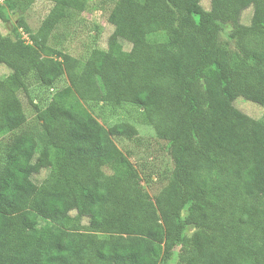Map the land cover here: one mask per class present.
<instances>
[{
	"label": "trees",
	"instance_id": "trees-1",
	"mask_svg": "<svg viewBox=\"0 0 264 264\" xmlns=\"http://www.w3.org/2000/svg\"><path fill=\"white\" fill-rule=\"evenodd\" d=\"M1 1L0 264H167L176 249L177 264H264V0H116L90 49L61 59L47 55L55 27L91 0H48L30 42L7 9L36 0ZM34 70L46 86L69 80L45 107ZM116 103L170 145L156 195L118 145L140 144L138 128L99 121ZM31 113L46 137L11 135Z\"/></svg>",
	"mask_w": 264,
	"mask_h": 264
},
{
	"label": "rangeland",
	"instance_id": "rangeland-1",
	"mask_svg": "<svg viewBox=\"0 0 264 264\" xmlns=\"http://www.w3.org/2000/svg\"><path fill=\"white\" fill-rule=\"evenodd\" d=\"M115 2L116 0H91L85 10L68 13L65 19L57 24L51 35L49 45L55 50L50 51L47 55L60 58L56 51H61L62 53L77 57L82 56L83 53L90 49L94 36L99 34L103 29ZM0 3L1 6H4L2 1ZM53 6V1L36 0L31 5L26 6L25 9L16 8L13 10L8 8L7 11L12 17L10 26L12 28L17 26L24 37L30 38L26 29L28 28L33 32H37ZM21 22L24 24L20 25ZM221 40H228V33H223ZM259 40L262 43L260 52L264 58V33L259 34ZM233 47L234 42L231 45V49ZM221 55L225 59H228L232 53L223 54L221 52ZM26 81L30 86L31 96L35 98V103H38L41 107H45L50 102L55 92L65 88L69 84L68 77L63 75L52 86H46L41 82L35 70L27 76ZM102 115L101 117L98 115L99 121L107 128L122 120L129 121L138 128L140 137H142L140 144L133 141L117 143L140 170L147 190L151 195H156L168 183L170 172L174 167V160L168 141L159 138L153 126L131 104L116 103L108 105ZM21 134H32L40 138L46 137V131L35 113H31L28 121L11 135ZM6 139L1 141V145L6 144ZM211 183L208 176H205V188L209 189ZM44 187L51 190H63L66 188V185L64 181H54L45 182ZM114 206L113 202L106 204L103 208V213L109 214ZM15 233L14 228H9L5 234L10 236L16 235ZM54 233L55 236H58L60 230L56 228ZM248 242L253 247L260 245L252 237L248 239ZM24 249V245L19 241L15 252L20 254L24 252ZM178 260V249H176L175 253L167 261V264H177Z\"/></svg>",
	"mask_w": 264,
	"mask_h": 264
},
{
	"label": "built area",
	"instance_id": "built-area-1",
	"mask_svg": "<svg viewBox=\"0 0 264 264\" xmlns=\"http://www.w3.org/2000/svg\"><path fill=\"white\" fill-rule=\"evenodd\" d=\"M27 39L28 42H30V39L28 37H25Z\"/></svg>",
	"mask_w": 264,
	"mask_h": 264
},
{
	"label": "clouds",
	"instance_id": "clouds-1",
	"mask_svg": "<svg viewBox=\"0 0 264 264\" xmlns=\"http://www.w3.org/2000/svg\"><path fill=\"white\" fill-rule=\"evenodd\" d=\"M30 39V38H29Z\"/></svg>",
	"mask_w": 264,
	"mask_h": 264
}]
</instances>
